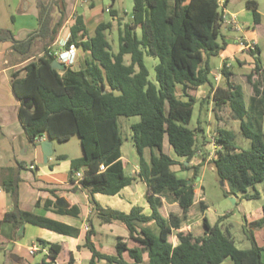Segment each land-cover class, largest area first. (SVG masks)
Segmentation results:
<instances>
[{
  "label": "trees",
  "instance_id": "16d2710c",
  "mask_svg": "<svg viewBox=\"0 0 264 264\" xmlns=\"http://www.w3.org/2000/svg\"><path fill=\"white\" fill-rule=\"evenodd\" d=\"M61 5L64 6L63 0L38 1V30L23 41H16L9 30H0V41L12 43L11 50L18 57V63L33 58L10 75L12 93L21 103L18 119L28 141L35 144L37 138L46 137L64 142L76 135L82 156L71 161L70 173L82 171L84 178L80 184L94 214L102 222L123 223L129 232L130 243L118 238L114 256L99 252L91 241L92 231L87 232L85 247L91 253L88 264L100 261L106 264H222L226 259L233 264H264V247H258L249 233L251 229L264 227V205L262 218L251 222L250 230L243 229L251 245L247 249L235 246L233 237L220 221L210 226L203 218L204 235L196 236L190 228L182 230L184 216L169 213L164 217L162 212L161 198L175 202L183 213L195 203L194 179L204 158L198 152L197 134L203 135V130L200 125L188 128L198 103L190 92L205 84L211 89L200 105L213 103L217 111L228 106L240 123L242 136L250 141L249 149H241L231 130L218 127L215 131L212 164L217 178L227 186L225 196L240 193L244 199H256L259 193L249 194L248 189L264 184L261 124L264 94L260 83L252 82L253 76L261 71L259 64L255 63L247 76L253 89L249 104L225 64L219 70L226 82L224 87L214 88L208 78L212 72L211 58L217 57L226 45L217 0H133L131 18L118 31L117 52L107 38L111 22L100 23L89 35L83 18L76 16L66 47L73 44L86 56L79 66L77 63L74 67L62 65L61 70H54L51 63L55 61V49L51 47L65 21ZM54 7H58L60 17L53 15ZM246 7L253 10V23L258 25L257 4L247 1ZM110 16L116 17L113 12ZM137 29L141 33L139 37ZM253 54L258 55L259 50L254 49ZM144 56L158 59L154 82L149 80ZM178 87L182 96L177 95ZM182 97L187 101L181 100ZM120 117L139 118L130 126V141L138 156L136 177L126 174L121 160L124 137ZM169 148L182 161L172 159ZM146 150L150 152L148 161L144 156ZM194 159L199 163L189 165ZM100 165L104 166L103 171L99 170ZM176 165L182 171H192V177H178L171 169ZM136 179L146 183L149 215L137 206L128 213L102 209L95 201V194L116 196ZM17 182L15 178L4 183L13 209L0 220V229L3 224H9L15 237L20 227L31 224L65 236L78 235L75 227L20 210ZM199 208L204 211L207 207L200 201ZM55 212L79 216L76 206H56ZM149 222L154 223L156 232L138 228ZM173 232L176 245L170 241ZM39 242L47 248L48 258L53 262L60 246Z\"/></svg>",
  "mask_w": 264,
  "mask_h": 264
},
{
  "label": "crops",
  "instance_id": "0c3cea01",
  "mask_svg": "<svg viewBox=\"0 0 264 264\" xmlns=\"http://www.w3.org/2000/svg\"><path fill=\"white\" fill-rule=\"evenodd\" d=\"M38 1L44 2L45 0H6L5 5L1 6L0 14L3 12L6 13L11 28H0V30L11 31L13 38L16 41H23L29 35L35 33L38 30ZM247 1H254L257 4L256 12L260 16L258 25H254L253 23V10L246 7ZM114 2L115 0H111V4L105 9V12L109 14L111 12L115 13V18L110 16V22L112 23L111 31L115 29L119 31V29L123 28L122 23H126L128 19L124 15L118 16V12L112 8ZM63 4L64 6L61 5L60 8L64 10L65 21L51 47L52 49L57 48V42H59L60 39L63 40L70 35V26L73 24L76 16H81L83 18L89 35L93 34L95 28L100 23H106L99 20L101 18H98L94 11L87 10V7L91 8L93 6L91 0H63ZM237 7H240V10H237ZM225 11L228 15H233L236 18V21L241 13L248 17L249 20L246 21V29L238 26V31H235L232 27L224 25L223 30H229L231 33L234 31L238 33L240 32L242 34L240 37L253 42L255 45L254 49H258L256 43L257 34L262 28H264V11L261 0H226ZM123 14H125V12H123ZM53 15L57 17L61 16V13L58 12V7H54ZM62 33H65L64 38H61ZM223 36L226 45L224 49L220 50L218 53L217 57L220 59L221 64L216 70L219 71L224 64L226 68L231 69V62L233 60L237 61L240 65H244L245 62L243 59L246 57V54L253 55L254 50H241L236 42L239 37H232V42H227V37L224 34ZM11 46L12 43L10 41H0V133L4 136H8L11 143H13L14 139L18 137L17 135L24 136V141H26L27 146H24L25 144L21 146L24 149L23 154L25 155L30 150L33 160L28 165L24 161H18L14 158L13 151L7 149L9 152H5V148L0 143V220L5 213L13 209L10 194L4 188V183L18 178L17 196L20 210L31 212L35 215L43 216L75 227L78 229V235L76 237L65 236L35 225L25 224L17 230L16 236L14 237V230L11 226L9 224H3L0 229V264H42L43 261L48 262L49 264H88L91 259V253L85 247V243L86 234L89 231H92L91 241L95 248L103 254L114 256L116 255L115 245L118 242V238L121 242L130 243L129 232L123 223L119 221H111L107 223L102 222L97 215L94 214L93 207L89 202L85 189L80 182L77 181L74 175L70 173L71 161L80 158L82 155L70 158L66 154H58L56 146L52 143L53 141H51L52 156L47 162H44L40 143L31 144L28 141L25 131L18 119V111L21 103L12 93L10 75L12 71L22 68L29 61H32L33 58L27 62L18 63V57L12 52ZM85 56L86 53L78 49V58L76 62L78 66L82 64ZM260 68L262 70V67ZM219 81V79L218 81H215L214 77V82L216 83L214 88L220 86L218 84ZM210 89L211 86L205 84L200 86L195 93L191 91L190 95L197 99V97H199L197 94L203 93L207 95L210 92ZM181 100L187 101V98L182 97ZM45 140H47L46 137H44L43 141ZM198 152L201 154V148ZM6 154L8 155V158ZM9 154L11 156H9ZM168 154L172 159L178 162L182 161L175 154L170 152ZM59 157L64 158L60 159ZM11 159H14V165L10 168L11 164L9 165V163H11ZM198 159L201 160L200 157ZM121 160L125 170L123 155ZM146 160L148 161L149 159ZM20 164L22 168L19 170L18 168ZM138 172L137 156L135 164H132V173L130 176L136 177ZM178 177L186 178L182 176ZM196 193L195 189V195ZM146 194V183L143 180L136 179V181L122 189L116 196H108L109 198H105L102 197L105 195L95 194L94 199L102 209H112L128 213L132 207L137 206L142 208L144 214L149 215L150 209L146 202ZM60 198L65 199L68 207L76 206L79 209V216L77 218L59 215L55 212V207L57 206L56 201ZM201 200L202 198L200 201ZM161 201L162 210L166 211L167 208H171L170 213L185 217V222L187 221L188 224L184 223L182 230H186L187 227H189L194 235H204V229L199 232L197 231L204 211L200 210L202 212L201 215L196 212L190 218H186L189 211L195 207L196 203H194L186 213H183L175 202H170L166 198H161ZM168 214L165 215V213H163L164 217H167ZM262 216V208L256 210L249 216L244 215L243 227L249 229V224L253 221L259 220ZM151 223L153 222L139 225L138 228H152L153 225H151ZM85 226L88 227L87 231L84 230ZM107 226L111 227V230L108 231ZM223 229L226 228L223 227ZM229 232L231 236H233L235 243V236L231 230H229ZM249 233L258 247H264V227L261 229H251ZM245 238L249 241L246 235ZM39 241L54 243L60 246V252L53 262H50V259L48 258L47 248L41 246ZM170 241L173 245H176L177 238L175 232L171 234ZM33 246H37V251L30 254L29 250ZM97 264H106V262L100 261ZM222 264H233V262L230 259H226Z\"/></svg>",
  "mask_w": 264,
  "mask_h": 264
},
{
  "label": "rangeland",
  "instance_id": "374dc122",
  "mask_svg": "<svg viewBox=\"0 0 264 264\" xmlns=\"http://www.w3.org/2000/svg\"><path fill=\"white\" fill-rule=\"evenodd\" d=\"M6 0H0V9L1 6L5 5ZM93 6L91 8L87 7L88 11H94L99 20L104 22H110L111 17L110 14L105 12V9L108 8L111 4V0H91ZM262 8L264 11V0H261ZM132 6L133 0H115L114 5L112 6L118 12V16H125L127 19L131 18L132 15ZM237 10H240V7H237ZM125 12V14H123ZM249 20L243 13L239 14L237 19L238 26L246 29V21ZM11 28L10 22L6 17V13L3 12L0 14V28ZM251 29V26H250ZM140 30H136V35L140 36ZM223 34L227 37V42H232V37H240L242 34L239 32H230L229 30H223ZM65 33L61 34V38H64ZM108 41L111 44V47L114 52L118 50V30L115 29L111 31L108 36ZM228 39V40H227ZM257 48L259 50V54L250 55L246 54L244 60V65H240L237 61L233 60L231 62L232 68L231 71L234 74V80L242 87L244 99L247 104H249V100L253 95L252 84L247 80V76L251 73L252 69L255 67L254 63H258L260 67H262L261 73L258 75H254L252 78V82L258 81L260 83V91L264 94V28H262L257 34ZM256 56V57H255ZM256 60V62H255ZM158 63V59L154 57L144 56V64L149 72V80L155 81V72L154 67ZM221 64L220 59L218 57H213L210 60V66L212 68V73L209 75V80L213 86H215L214 77L220 73L216 70V68ZM221 77V78H220ZM218 84L220 86H225V79L220 76ZM192 92H196L193 90ZM198 103L194 106V114L191 120V123L188 125V128L194 129L196 126L200 125L203 130V135L200 133L197 134L199 149L201 148V155L204 156L201 164V168L198 173V177L194 179V188L196 189V205L191 209L186 218H190L196 212L201 215V211L199 208V202L202 198L201 202H203L207 209L202 213L203 217L200 221L197 231H202L203 227V218L206 219L207 223L210 226H213L217 222L220 221V225L224 228H228V231L231 230L233 235L235 236V246L239 249L248 248L250 242L245 238V233L243 231L244 225V215L249 216L254 213L256 210H260L264 205V184L258 183L254 187L248 189L249 194H253L254 191L259 193V197L256 199H244L242 198V194H237L236 196H225V190L227 188L226 184L219 180L216 176L212 159L215 158V131H217L218 127H223L228 130H231L236 138L235 143L241 149H249L250 141L245 139L241 132L239 121L236 120L235 116L231 112L228 106H224L221 110H214V104H204L200 105V100L205 98L206 94H197ZM178 96H180V88L178 87ZM139 121L138 117H120L119 125L121 128L122 135L124 137V142L121 148L122 155L124 157L125 163V172L130 175L132 173V164H135L137 159L136 151L130 141V126ZM262 124V132L264 134V116L261 121ZM14 139L13 143L9 140L8 136H4L0 133V143L5 148L13 151L14 158L18 161H24L27 165L33 160L31 151L29 150L25 155L24 149L21 147L22 145L27 146L26 141H24V136H19ZM204 136V139H203ZM56 146V150L58 154H66L70 158L79 157L82 155V150L80 146L79 139L76 135L70 137L69 140L64 142L53 141ZM166 146L168 144L166 143ZM170 153L173 151L169 148ZM9 152V151H7ZM174 154V153H173ZM7 158L8 155L6 154ZM9 156H11L9 154ZM145 158L149 159L150 152L149 150L145 151ZM10 159V158H9ZM9 163L10 168L14 165V159ZM199 161L193 160L189 165H196ZM178 176L190 178L193 175L192 171H182L180 166H175L171 168ZM105 198H109L108 196H102ZM111 199V198H110ZM199 201V202H198ZM171 208H167L166 211L162 210L165 215L170 213ZM185 223L188 224L186 221ZM153 227L149 228L153 232H156L155 226L151 223ZM231 226V227H230ZM123 227V226H122ZM230 228V229H229ZM107 230H111V227L107 226ZM233 237V236H232Z\"/></svg>",
  "mask_w": 264,
  "mask_h": 264
},
{
  "label": "built area",
  "instance_id": "2783aa9c",
  "mask_svg": "<svg viewBox=\"0 0 264 264\" xmlns=\"http://www.w3.org/2000/svg\"><path fill=\"white\" fill-rule=\"evenodd\" d=\"M225 2H226V0H217V5L221 11L222 23L226 26L232 27L235 31H238V24H237L236 18L233 15H228L225 11ZM69 36L70 35H68L63 40L60 39L59 42H57V48L53 51V56L55 58V61H57L61 65L65 66V67H74L76 65L77 58H78V48L73 44L66 47V43H67ZM236 42H237V45L240 47L241 50L253 51L255 48V45L253 42L247 41L246 39H244L242 37L237 38ZM220 75L221 74L218 73L215 76V81H218ZM43 139H44V137L37 138L35 140V144L41 143L43 141ZM99 170L103 171L104 166L100 165ZM73 175L77 179L78 182H81L84 178L81 170L75 172ZM196 199H197V197H196ZM196 199H195V203L197 201ZM188 228L189 227H187V229ZM84 230L87 231L88 227L85 226ZM36 251H37V246H33L29 250V253L33 254Z\"/></svg>",
  "mask_w": 264,
  "mask_h": 264
},
{
  "label": "water",
  "instance_id": "95a60500",
  "mask_svg": "<svg viewBox=\"0 0 264 264\" xmlns=\"http://www.w3.org/2000/svg\"><path fill=\"white\" fill-rule=\"evenodd\" d=\"M51 67L54 70H61L62 69V65L60 63H58L57 61H52ZM24 102H26V101H24ZM51 146H52V143H51V140H49V139L42 141L40 143V149L43 153L44 162H47V160L52 156V147ZM185 165H188V163L185 162ZM56 205L60 208L68 207L64 198L58 199L56 201ZM21 229H23V228H21Z\"/></svg>",
  "mask_w": 264,
  "mask_h": 264
}]
</instances>
